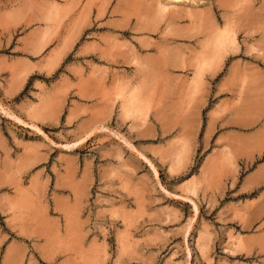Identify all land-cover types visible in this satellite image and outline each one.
<instances>
[{"label":"rangeland","instance_id":"obj_1","mask_svg":"<svg viewBox=\"0 0 264 264\" xmlns=\"http://www.w3.org/2000/svg\"><path fill=\"white\" fill-rule=\"evenodd\" d=\"M80 2L0 0V140L27 169L0 196L35 215L38 264H264V207L205 201L192 176L220 74L264 68V0Z\"/></svg>","mask_w":264,"mask_h":264},{"label":"crops","instance_id":"obj_2","mask_svg":"<svg viewBox=\"0 0 264 264\" xmlns=\"http://www.w3.org/2000/svg\"><path fill=\"white\" fill-rule=\"evenodd\" d=\"M80 4H84L82 13L94 15L92 0H81ZM243 61L241 59L240 63ZM107 79L111 82L114 78L110 75ZM120 79L124 84L129 81V85L133 81L128 74ZM216 88V100L207 110L202 125L203 134L208 131L206 138L213 132L215 134L192 176L199 179L200 191L203 192L205 201L213 198L217 201L224 196L228 206L264 207V68L256 70L230 65L220 74ZM19 91L20 88L8 94L1 93L2 96L5 95L4 102L7 106L24 103L11 101ZM93 100L94 75L84 71L80 89L76 93V102L92 107ZM4 146L12 150L6 151ZM15 147H8L4 140H0V190L5 183L10 185L9 181L13 176L22 178L21 175L27 174L25 167L15 166V160L22 158L21 151L17 149L14 152ZM33 168L35 171L30 175H39L33 181L41 183L44 179L42 169ZM63 172V169L58 168L60 175ZM50 174L53 181L54 172L49 171V177ZM190 177L191 175L188 179ZM30 180L31 178L24 177L22 186L27 187ZM58 180H61L60 176ZM18 207L15 208L4 196H0V217L8 226L6 231L0 230V264H38V259L47 261L40 257L47 253L46 240H38V235L31 229L34 224L30 222V217L35 215L19 212Z\"/></svg>","mask_w":264,"mask_h":264},{"label":"bare ground","instance_id":"obj_3","mask_svg":"<svg viewBox=\"0 0 264 264\" xmlns=\"http://www.w3.org/2000/svg\"><path fill=\"white\" fill-rule=\"evenodd\" d=\"M177 1H179V0H177Z\"/></svg>","mask_w":264,"mask_h":264}]
</instances>
